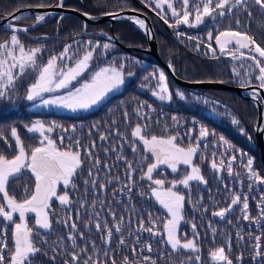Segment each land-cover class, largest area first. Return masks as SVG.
<instances>
[{"label":"trees","instance_id":"trees-1","mask_svg":"<svg viewBox=\"0 0 264 264\" xmlns=\"http://www.w3.org/2000/svg\"><path fill=\"white\" fill-rule=\"evenodd\" d=\"M58 2L59 0H0V17ZM199 2L200 0H190L189 8H192L193 3ZM172 3L178 11L181 9L179 0H172ZM63 5L95 16L121 11L144 15L153 28L160 55L179 77L186 80H223L228 84L242 85V78L234 75L232 68H239L243 64L244 67L240 68L243 73L252 62L236 60L222 54L214 39L220 31L230 29L247 32L264 47V9L251 0L247 10L237 6L223 17H204L201 24L193 27L185 24L171 27L176 19L171 16V10L165 5L162 9L154 11L156 5L152 0H64ZM158 11L167 16V22L161 15H157ZM249 11L251 16L248 15ZM194 15L193 11V15L189 17L190 23H194ZM237 19L240 20L239 25L236 24ZM35 22L36 16L15 21L20 25H32ZM209 32L213 34L212 40L208 39ZM28 33L32 37L16 32L26 51L42 49L37 61L41 65L51 56L59 55L66 45H72L69 54L76 53L77 56H82L85 50L95 47L90 71L104 65H113L117 68L123 66L124 73L121 90L86 111L63 112L54 108H34L39 101L26 99L27 89L36 76L35 70L30 68L5 97H0V155L11 159L18 153L15 139L11 136L13 127L17 129L26 151L30 152L31 148L39 146L42 138L40 134L28 132L25 127H31L32 123L39 120L48 126L55 122L57 127L47 135L55 140L61 149L69 145L73 150L78 147L84 161L74 180L76 187L64 188L60 185L57 188L58 195L67 191L73 203L62 205L58 199L53 198L52 211L49 213L52 228L42 229L36 226L33 214L26 219L28 227L37 233L36 245L41 248L32 264H65L66 261L69 264H84L88 257H92L98 264H112L113 259L116 264H124L125 258L135 261V264H151V260H155L156 264H214L209 253L218 247H225V252L233 264H264V219L259 223L251 218L244 220L245 213L241 210L245 196L248 198L250 217H259L261 208H264V182L251 177L245 167L247 159L251 158L252 170L257 176L264 178V164L258 147L259 112L250 98L223 88H193L177 84L171 79L168 70L147 51L150 48L148 34L131 21L93 22L85 21L77 14L56 13L47 15L43 23L30 29ZM12 35V30L0 26V43L10 40ZM111 37H118L124 45L136 49L129 51L110 39ZM190 37L192 39H189ZM88 41H91L92 45H88ZM97 42L99 47H96ZM106 43L111 47L104 49L103 45ZM209 43L216 49L215 54L208 48ZM197 44L199 48L196 47ZM16 54H19L18 49ZM62 63L70 65L73 61ZM14 71L18 72V69ZM161 71L165 74L168 88L172 92L171 100H160L153 95L158 90L157 80ZM252 75L248 85L259 86V81L255 79L259 75L258 70ZM89 76L90 72L86 73L84 78ZM178 91L184 93L183 99L177 95ZM64 92L66 90H59L57 93ZM252 93L247 94L262 103L261 98ZM233 118L238 120L239 124L232 123ZM137 124L141 125L142 134L148 138L153 135L166 137L179 134L177 143L184 148L196 146L201 127L207 128L209 133H214L200 141V147L193 157V164L200 168L207 184L191 181L189 187L177 185L175 189L185 196L184 219L179 228L180 238L184 240V234H187L186 239H193L195 236L200 248L199 253L187 249L173 250L166 243V237L155 236L139 228L140 220L143 219L145 227H153L163 232V222L169 218V213L152 195V182L141 179L142 171H146L147 164L153 162V157L145 152L143 142L132 136ZM102 135L107 139L101 140ZM61 136L64 137L62 144ZM221 137L232 147H227L220 140ZM77 140L80 141L78 146L75 143ZM93 142L95 147H92ZM133 144L136 145V152L132 150ZM88 149L93 153L91 158L87 154ZM213 153H216L215 157ZM233 154L237 159L231 162L233 174L230 175L226 169ZM96 158L100 161L99 165L93 162ZM213 159L218 165L223 159L224 168L213 169ZM128 162L135 171L129 170ZM89 168L93 169L92 176H89ZM189 171L185 165H180L177 172L161 165L153 175L154 179H163L167 188L171 186L172 181L183 179ZM93 179L96 180L95 188L91 183ZM86 180L89 181L88 184H85ZM34 184L32 174L27 169L22 170L17 178L10 180L9 195L14 196L17 201H22L26 198L25 188L30 194ZM101 184H105L106 188L101 189ZM233 194H239L241 202L234 205L225 217L214 216L213 212L228 207ZM93 201L97 202L95 208L92 206ZM2 202L0 193V203ZM109 208L116 213V220H113ZM96 212H99L102 221L106 219L108 226L113 228L110 243H105L101 233L95 229ZM149 213L156 221L155 225L149 221ZM120 217L124 218L122 222ZM14 218L16 223H20L18 215ZM65 220L68 224L64 223ZM89 220H93V223L88 224ZM73 221L77 224L76 229L70 227ZM117 222L122 224V233L115 232ZM193 223L196 225L195 232L191 227ZM5 225L11 249L14 225L0 217V228ZM213 229L216 231L213 232ZM79 232H83L84 236L80 237ZM70 233L77 234L75 247L69 239ZM196 233L199 235L196 236ZM121 235L125 240L124 244L119 243ZM137 235L140 237L139 241L135 239ZM256 236L260 237L258 250L261 251V256H257L254 250L257 244L254 239ZM2 237L3 233L0 232V238ZM148 244H151L152 251L146 247ZM85 245L87 252H80ZM74 251L80 255L77 261H72L71 258ZM105 252L108 253L107 256L104 255ZM197 255L200 256L199 261H195ZM145 256L151 260L144 261ZM53 257L55 259H52ZM189 257L192 258L191 261L188 260Z\"/></svg>","mask_w":264,"mask_h":264},{"label":"snow or ice","instance_id":"snow-or-ice-1","mask_svg":"<svg viewBox=\"0 0 264 264\" xmlns=\"http://www.w3.org/2000/svg\"><path fill=\"white\" fill-rule=\"evenodd\" d=\"M155 3L156 9H162L165 5L171 10V16L175 17V23L170 25L171 27H178L180 24H185L190 27L198 26L203 22L204 17L215 18V16L223 17L227 13H231L234 8L239 6L242 9L247 10L250 5V0H200L199 3H193L192 8H189L190 0H179L181 4V9L178 11L176 7L173 6L172 0H152ZM261 9H264V0H251ZM59 6H63V0H60ZM151 7V3H149ZM194 15V23H190L189 17ZM111 15V13H108ZM85 15H88L85 13ZM157 15H161L162 18L167 22V16L161 12H157ZM251 16V12H248ZM16 20L20 17L16 16ZM134 19L135 23L139 25L140 28L145 29V31H150L147 29L145 21L143 19ZM37 22L44 21L45 16L39 15L36 17ZM236 24H240V20H236ZM13 28V35L10 40H5L0 43V97H5L8 91L15 87L19 78L26 74L27 69H33L36 72L34 82L31 83L26 92V99L28 101H39L40 105L51 106L55 105L60 108H66L72 111H77L80 109H89L94 105L100 103L110 92L118 89L123 83V71L122 67L117 68L112 65L98 67L94 71H90L92 68L93 54L95 47L90 50H85L82 56H77L76 53H72V45H66L64 50L59 53V55L51 56L45 64H39L38 54L42 51L40 48H34L25 50V46L21 43L16 34L20 29L15 28L13 25H9ZM27 28L23 31L27 32ZM208 39H213V34L209 32ZM189 39H192L191 37ZM215 42L219 45V51L222 54L229 55L233 59L240 60H250L252 63L247 65V68L242 73L240 68L244 65L238 67H233L232 71L234 75L240 76L243 80L241 86H248L253 78V73L258 70L259 75L255 77L259 81V89H264V47L254 38V36L249 35L247 32L224 30L220 31L214 37ZM88 45H92L91 41L87 42ZM99 42L96 43V47H99ZM110 44H104L103 48H110ZM199 48V44L196 45ZM208 48L211 49L213 54H215L216 49L212 47V44H208ZM18 49V55L16 54ZM234 49V50H233ZM64 61H73V63L66 64L62 63ZM18 72L14 71L17 70ZM90 72L88 78H84L86 73ZM131 75V73H129ZM153 75H156L153 73ZM246 77V79H244ZM74 82H76L74 84ZM78 85V86H77ZM158 90L153 93L160 100H171L172 92L169 90L166 76L161 71L158 74L157 80ZM59 90H66L63 95H48L57 93ZM254 96L257 95V89H253ZM177 95L181 99L184 98V93L177 92ZM207 103V101H205ZM139 111V109L137 110ZM127 116V113H125ZM175 120L176 118L173 117ZM232 123L239 124V121L233 118ZM28 132L39 133L42 137L39 142V146L31 148L30 152L26 151L23 142L18 134L15 127L11 129V136L15 139L18 147V153L11 159L0 155V193H2L3 202L0 203V217H2L6 222H10L14 225L12 229V248L9 249L7 241V225L0 228V232L3 233V237L0 238V264H32V260L35 258L36 254L41 251V248L36 245L37 233L33 232V229L28 227L26 223V214L31 212L35 213V225L42 229H51L52 222L49 216L51 209V201L55 197L59 200L62 205H70L71 201L68 192L65 191L62 195H58L57 188L63 185L64 188L71 186L75 188L74 183L75 178L78 175V170L81 169L84 161L81 159V151L77 147L73 150L71 145L64 149L58 147L57 142L50 138L47 133L54 131L55 122L52 126L46 125L43 121H35L32 123L31 127L25 126ZM73 130H75V125H73ZM190 132L192 130H189ZM243 131V129L241 130ZM209 135H214V133H209L207 128L201 127L199 135L196 138L197 143L195 147L189 146L187 148L181 147L177 141L180 138L179 134L169 135L166 137H157L155 135L150 138L142 134L141 125L137 126L132 131V136L138 138L143 142L144 147L147 152L151 153L153 156V162L147 164L146 171H142L141 179H147L151 181L150 185L151 193L155 200L169 213V218L163 222V232L155 230L153 227H145V222L143 219L140 220L139 228L155 236L166 237V243L171 246L173 250L179 251L180 249H187L193 252L199 253L200 248L197 243L195 236L193 239H186L187 234H184L185 239L182 240L179 235L180 222L184 219L183 217V206L185 201V196L181 195L176 191L177 185H183L185 188L190 186L191 181H198L207 184V180L204 179L199 167L193 164V157L195 156L198 148L200 147V141L207 138ZM101 140L107 139L106 136L102 135ZM64 137H60V143L62 144ZM221 141L227 147H232L227 141H224L223 137L220 138ZM76 145L80 144L77 140ZM92 147H95V142H93ZM133 152L137 151L136 145L132 146ZM88 156L91 158L93 153L91 149H88ZM215 157L216 153L212 154ZM243 155V153H241ZM121 157H118L120 159ZM237 159L236 155H231V158L227 165V172L231 175L233 174V169L231 162ZM95 165H99L100 161L96 158L94 161ZM253 160L251 158L247 159V164L245 165L248 173L251 177L262 180L257 174L252 170ZM161 165H166L172 172H177L180 165H186L190 167V171L184 175L183 179L174 180L171 182L170 187H165V181L163 179H154V173L160 168ZM107 167V165H105ZM211 167L213 169H223L224 160L222 159L217 164L216 160L213 159ZM128 168L130 171H135L132 168L130 162H128ZM27 169L34 177L35 184L34 190L29 194L28 189L25 188V199L22 201H17L14 196H10L8 192V186L10 180H14L21 173L22 170ZM89 176H92L93 169L89 168ZM237 175H239L237 173ZM96 176H99L97 171ZM89 181H85L88 184ZM92 186L96 187V180L91 181ZM134 183V182H132ZM154 185V186H153ZM101 189L106 188L105 184L99 185ZM130 191V189H129ZM143 195V193H141ZM241 202V197L239 194H233L231 203L227 208H223L218 212H213L214 216H219L221 218L231 211L234 205ZM96 201L92 202L93 208L96 206ZM103 207V203L100 204ZM249 203L247 196L244 197L242 202V211L245 213L243 216L244 220L255 219L257 223L264 219V208H261L260 216L256 218L250 217L248 214ZM113 220H116V213L112 211L111 208L108 209ZM18 215L20 223L15 222V216ZM95 229L101 233L102 239L105 243H110L113 236V228L108 226L107 220H101L99 212L95 213ZM123 217L119 220L122 222ZM149 221L155 225L156 221L152 218L151 213L148 214ZM117 222L115 224V232L122 233V224ZM68 224V221H64ZM93 223V220H89L88 224ZM88 224L85 226L87 227ZM103 225V227H102ZM72 229L77 228V224L73 221L70 225ZM193 231L196 230V225L193 223L191 225ZM106 231V234H105ZM216 229H213L215 232ZM131 235V233H129ZM199 234L196 233V236ZM79 236L83 237L84 233L79 232ZM243 237H241L242 239ZM69 239L72 240L73 246H76V233H70ZM139 241L140 237L137 235L135 237ZM254 239L257 241L255 245L256 255L261 256L260 249V237L256 236ZM120 244H124L125 240L123 235H121ZM95 248V241L92 242ZM230 247V244L228 245ZM149 251H152L151 244L146 245ZM7 250V255H6ZM87 246L80 249V252H87ZM135 251V247H133ZM105 256L108 255L107 252L104 253ZM214 264H233V261L229 258V255L225 252V247H218L209 253ZM72 261H77L80 259L78 252L71 253ZM52 259H55L53 257ZM144 261L151 260L150 257H143ZM189 261L192 260L191 257L188 258ZM200 256H195V261H199ZM69 264V262H65ZM84 264H98L97 261H93L92 257H88L84 260ZM106 264V262H104ZM112 264H116L113 259ZM124 264H135V261H129L125 258ZM151 264H156L155 260H151Z\"/></svg>","mask_w":264,"mask_h":264},{"label":"water","instance_id":"water-1","mask_svg":"<svg viewBox=\"0 0 264 264\" xmlns=\"http://www.w3.org/2000/svg\"><path fill=\"white\" fill-rule=\"evenodd\" d=\"M64 2V0H63ZM60 4V0L57 4H53L50 6H43V7H36V8H32L30 10L24 11V12H20V13H14L12 15L9 16H2L0 17V26L5 27L6 29L12 30L13 28H10L9 25H13L15 28L20 29L17 32H22L24 34H28V31L32 28L37 27L40 23L39 22H35L32 25H20V24H16L15 21H17L15 19L16 16H19L20 19L22 18H28V17H32V16H39V15H50V14H56V13H61V14H77L80 15L85 21H93V22H100V21H108L111 23H115L117 21H131L133 22L138 28L139 25H137L134 21V19L131 18H138V19H143L145 21V24L147 26V29H149L150 31H145V29L140 28L142 31H144L145 33L148 34L149 37V41H150V48L147 49V51L150 53V55L155 58L157 61H159V63L168 70L169 75L171 77V79L176 82L177 84H180L182 86H188V87H193V88H203V87H209V88H223L226 90H230L233 91L237 94L243 95V96H247L248 98H250L258 112H259V121H258V147H259V151L261 154V158H262V162L264 164V89H259V86H253V85H248V86H241V85H235V84H228L223 80H218V81H191V80H186L183 79L181 77H179L173 67L160 55L159 50H158V46H157V40L155 37V33L153 31L152 26L150 25V23L148 22L147 18L142 15V14H131V13H127L124 11L121 12H115V13H111V15H109L108 13L105 14H101L98 16L95 15H85V12H81L76 10L75 8H69L66 6H59ZM19 19V20H20ZM24 28H27V32L23 31ZM32 37V35H30ZM36 38V37H33ZM110 39H112L115 42H118L119 44H121L122 46H124L127 50L129 51H133L136 48L135 47H131V46H126L124 45L121 41L118 40V37H111ZM257 89V95L261 98L262 103L257 102L256 100L252 99L247 93L248 92H253V89ZM145 152L149 155L152 156L151 153L147 152L146 148H144ZM153 157V156H152ZM34 190V188H33Z\"/></svg>","mask_w":264,"mask_h":264},{"label":"rangeland","instance_id":"rangeland-1","mask_svg":"<svg viewBox=\"0 0 264 264\" xmlns=\"http://www.w3.org/2000/svg\"><path fill=\"white\" fill-rule=\"evenodd\" d=\"M104 66H108V65H104ZM104 66H102V67H104ZM113 66V65H112ZM124 74V73H123ZM123 79H124V76H123ZM124 84V83H123ZM123 84L118 88V89H116V90H114V91H112V92H110L101 102H103L106 98H108L110 95H112L113 93H115V92H117V91H119V90H121V88L123 87ZM65 93V92H64ZM64 93H56V94H49V95H63ZM48 95H46V97H47ZM100 102V103H101ZM100 103H98V104H100ZM98 104H96V105H94L93 107H91V108H89V109H92V108H94V107H96ZM34 108H38V109H50V108H54V109H56V110H58V111H63V112H74V111H72V110H69V109H66V108H60V107H57V106H55V105H51V106H44V105H40V103L38 102V103H36L34 106H33ZM89 109H80V110H82V111H86V110H89ZM77 111H79V110H77ZM186 166V165H185ZM189 169H190V167L189 166H187ZM191 170V169H190ZM35 215V213H31V212H29V213H27L26 214V219L30 216V215Z\"/></svg>","mask_w":264,"mask_h":264}]
</instances>
